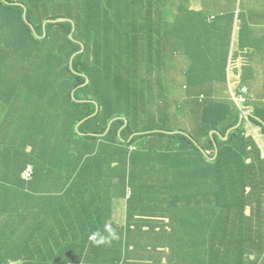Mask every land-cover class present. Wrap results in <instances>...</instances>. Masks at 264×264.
Wrapping results in <instances>:
<instances>
[{
    "label": "trees",
    "instance_id": "trees-1",
    "mask_svg": "<svg viewBox=\"0 0 264 264\" xmlns=\"http://www.w3.org/2000/svg\"><path fill=\"white\" fill-rule=\"evenodd\" d=\"M37 2L0 0V177L18 195L0 209L32 222L28 235L44 232L33 240L47 247L37 255L32 240L0 237V264H264V189L252 183L264 177V137L250 135L264 124V100L246 104L255 130L238 126L231 88L222 96L201 82L230 67L239 89L256 15L233 12L216 35L191 30L179 8L165 19L163 0H68L81 21L61 22L62 39L59 16L47 13L65 0ZM44 32L60 45L37 61L30 46ZM188 60V92L171 109L160 89ZM240 234L243 247L229 239Z\"/></svg>",
    "mask_w": 264,
    "mask_h": 264
},
{
    "label": "crops",
    "instance_id": "crops-1",
    "mask_svg": "<svg viewBox=\"0 0 264 264\" xmlns=\"http://www.w3.org/2000/svg\"><path fill=\"white\" fill-rule=\"evenodd\" d=\"M173 1H174V4L176 5L175 8H173V11L176 10V8L181 9L184 19L188 20L186 10H188L189 12H191L192 14L195 15V17H196L195 20H193V19L190 21L188 20L189 25H191V27H190L191 30L196 29V23H194V21H196L197 24H203L205 26V28H208L209 30L212 31L213 34H216V35H217V33L215 32V30H212V28L219 24V28L223 29V27L227 24V20H229L228 18L234 16V14H232V13L235 12L236 9L238 7H240L242 2H243V0H240V4L237 5L238 0H231V5L228 6L225 3V1L219 2L217 0H213L211 2V5L209 6V8H207L203 12L202 11L199 12L193 8H190V3L194 4V2L196 0H171L172 3H173ZM199 3H200V1H197L195 4L198 6ZM245 5H246V8L244 9L243 16L245 14V18H246L248 15H251V16L256 15V17H257L256 19L258 20V22L261 25V31L258 32L257 34L249 35V37L251 38V41H254L255 44H254V46L250 44V46H252L251 48H250V46H248L251 49V54L249 55V60H247L248 64H246V66L244 68L239 67L240 69L236 70V71L239 72V74H240L238 77H240L241 80H244V82L247 83L251 89H253L254 85L257 87L259 85V87L264 88V54L262 52H260L261 50L264 51V0H245ZM175 13H177V12H175ZM222 13H226V14L222 15ZM209 23H212V24L208 26ZM192 47L190 49H192ZM239 47H240V51H243L244 47H246V46H243V44H242V45H239ZM201 50H207V49L204 48ZM209 50H212V49H209ZM211 54L213 56V52L209 53V55H211ZM241 54L242 53H240L238 55V57ZM244 54L245 55H241V57L245 58V59L248 58L247 53H244ZM254 58L263 59V61H262L263 67L262 68L253 67V65H255V64L258 66V64H257L258 59H257V61H255ZM190 62L191 61H189L188 63L183 65V71L181 69H178V67H176L175 71L180 72L181 76L184 77L183 73L188 68ZM243 69H244V71L246 70L245 71V73H246L245 79L243 78V73H244ZM205 70L206 69H204L203 71L205 72ZM171 77L176 79V76L173 74H171ZM202 78H207V77L204 75ZM187 83H188V80H187ZM228 88H230V86ZM230 95H232V93ZM256 96L259 98V100H264V91L260 96H258L257 94H256ZM4 163H5L4 160H2L0 162V168L1 169L4 168ZM1 179L2 178L0 177V201H1L0 203L1 204H8L9 202L13 201V198H15V196H18V195H17V193L12 191L11 187L7 186V184L5 185V183H3L1 181ZM80 194H81L80 189L79 190H77V189L71 190L69 193V197L74 196V195L78 196ZM34 195H36V196L31 195V197L35 198L37 203H39V202L41 203V201L43 200L42 195L38 194V193L34 194ZM24 198H27V197L22 196L21 200ZM33 198H31V201H34ZM27 200H29V199L27 198ZM115 202H117V201H115ZM116 208H118V207H116ZM3 213H5V214H3ZM7 217H8V215L6 214V211L0 209V237H2L5 242H6V240H8V243H10V245L12 243L13 246H17V247L21 241L25 240V238H27V240H32L30 245H25V246L37 247L35 252L38 253L37 255H40L41 254V247H47V245L44 242L39 244L37 241H34L33 239L41 238L46 234L44 232H39L40 235H38L36 233H34L33 236L28 235L30 224H32V222L27 221V220L22 221L19 218L20 216H18V215L11 217L10 220H7ZM27 249H29V248H26L25 250H27ZM129 249L131 250V248H129ZM0 256H1V254H0ZM70 264H82V262L70 263Z\"/></svg>",
    "mask_w": 264,
    "mask_h": 264
},
{
    "label": "rangeland",
    "instance_id": "rangeland-1",
    "mask_svg": "<svg viewBox=\"0 0 264 264\" xmlns=\"http://www.w3.org/2000/svg\"><path fill=\"white\" fill-rule=\"evenodd\" d=\"M33 1L35 3L37 2V0H33ZM197 1H200V3H199L198 6L195 4ZM212 1L213 0H196L194 2V4H191L190 3V8H193V9L199 11V12L200 11L203 12L207 8H209V6L211 5V2ZM217 1H219V2L225 1V3L228 6L231 5V0H217ZM238 4H240V0H238L237 5ZM245 8H246L245 0H243V2L241 4V6L239 7V9H236V18L238 16H240V18H242L241 17V14L244 12V9ZM174 12L175 11H173L172 13H169L168 14V17L167 18L169 20H171V19L174 18ZM186 12H187V17H188V20L189 21L192 20V19L195 20L196 17H195L194 14H192L188 10H186ZM47 16H57V17L59 16V19H55L53 21H58L59 31L61 32L62 39H65V36L63 34V30H64L65 26H67L68 24L67 23H61V22L65 21V20H70L72 22V24L74 22H76L77 24H79L80 21H81L79 18H77L75 16L74 10H72V6L68 5V0H65V3L61 2L58 5V7L56 8V11H52L51 9H48ZM50 20L51 19H47V20H45L44 23H46V21L48 22ZM194 23L197 24L196 21H194ZM73 30H74V28H73ZM45 36H46V32H44L42 34V36H38L37 38H39V39H35V41H33L32 44H31V46H30V47L33 48L34 52L39 56L37 58V61L40 59V56L41 55L47 54L48 49H50L51 47L57 48L60 45V43L55 42L53 39L44 40L43 38ZM233 38H234V36H233ZM38 40H41V42L38 41ZM250 44L254 46L255 42L252 41ZM83 50H85V45H82L81 46L80 51H83ZM87 52H89V51L87 50ZM241 52H243V51H241ZM247 52H249L248 49L244 53H247ZM260 52H262L264 54V51L263 50H261ZM85 57H86V55H85ZM239 59L240 58L237 59V61H236L237 63H238ZM257 59L254 58L255 61H257ZM48 60H49V58L46 57V55L41 57V61H43V62H47ZM59 61H58V63H59ZM239 67H240V65H239ZM171 74H173V75L176 76L177 81L175 83L170 82L168 80V75H167L166 84L163 87H161V89L159 88L160 91H161V94H162V96L159 98V101L160 102H163V101L166 102V101H168L169 104L171 105V109H176L177 103L183 102L184 101V95H186L187 92H188V90H186V89L183 88V85L185 83H187V80L183 76H181V73L180 72H176L175 71V72H171ZM229 76H230V67L228 68V77L227 76H223V77H220L218 79H214V78L212 79V78H209L208 77V79H205V80H202L201 79V82L203 83V89H205L206 91H209L211 93H214L216 91L218 93L223 94L222 96H225V94H228V90L226 88L229 87V84H228V78H229ZM235 76L238 77V75H235ZM226 78H227V81H226ZM231 79L233 80V83L234 84L236 82L240 81L238 78L234 79L233 76L231 77ZM89 80H92V78L90 77ZM83 84H86V83H83ZM222 91H223V93H222ZM263 91H264V88L263 87H259V85H258V89L253 88V92H255L258 96H260L263 93ZM76 94L79 95L78 92ZM227 97L230 98V95L227 96ZM221 98H224V97H221ZM257 101H259V98L258 97H254V94H253V96H251V102L253 104H255ZM209 104H211V102L205 101L202 105L203 106H208ZM74 111H76V110H74ZM235 111H236V114H238L239 117H240L239 109L238 110H235ZM129 114L131 116V109H130V113ZM132 121H133V119H132ZM135 121L140 122L141 125L144 126V127H146V128H149V127H152V126L153 127H161L162 126L161 121L155 123V121H153V120H151L149 118H146V117H142L140 115L136 116ZM169 126H170V122H167L165 127H169ZM256 128H257V131H251L250 132V135L251 134H254L256 136V139L263 138L264 137V124L259 123V122H256ZM260 181L261 182H259V180H257V178H256V181L255 182L253 181L252 183L255 184V186L259 185V186L263 187V189H264V184L262 183V182H264V177L261 178ZM249 189H250V185L248 186V190ZM45 190L53 191V189H52L51 186L45 187ZM261 191L264 193V190H261ZM36 234L40 235L39 233H36ZM242 238H243V235H241V234H240V236H238L237 240L234 239L232 235L229 236V239L235 240L236 242H238V244H241L242 247H243L247 243H245V240H242ZM224 245L225 244L220 243L218 245V247L224 246ZM245 260L247 262L252 261V260L259 262V259L255 255H251V254L246 255Z\"/></svg>",
    "mask_w": 264,
    "mask_h": 264
},
{
    "label": "clouds",
    "instance_id": "clouds-1",
    "mask_svg": "<svg viewBox=\"0 0 264 264\" xmlns=\"http://www.w3.org/2000/svg\"><path fill=\"white\" fill-rule=\"evenodd\" d=\"M163 1H164V6H165V15L164 16H165V19H167L168 14L173 12V9L171 10L172 3H171V0H163ZM237 9H239V7ZM232 48H233V45H232ZM231 58H232V53L230 54V62H231ZM89 81L90 80L88 78V80L86 81V84H88ZM228 83H229V86L231 88V93H232V95H230V99L234 100V103L240 109V121L238 123V126L242 123L243 120H245L248 123V125L255 130V128L251 122L253 111L246 108V106H247L246 104L248 103V101H250L251 96H253V93L250 91L251 90L250 86L247 83L243 82L242 85L239 87V89H236V88H234V86H232V84L230 85L229 81H228ZM83 85H85V84H83ZM245 89H246V91H245ZM240 95L245 97L246 100L240 101V99H239ZM82 122H83V120L80 123H82ZM129 194H130V191H129ZM95 238H96V236H94L92 239H95ZM117 264H120V263H117Z\"/></svg>",
    "mask_w": 264,
    "mask_h": 264
},
{
    "label": "built area",
    "instance_id": "built-area-1",
    "mask_svg": "<svg viewBox=\"0 0 264 264\" xmlns=\"http://www.w3.org/2000/svg\"><path fill=\"white\" fill-rule=\"evenodd\" d=\"M245 91H246V89H245ZM239 99H240V101H245L246 100L245 97H243L242 95H240Z\"/></svg>",
    "mask_w": 264,
    "mask_h": 264
}]
</instances>
